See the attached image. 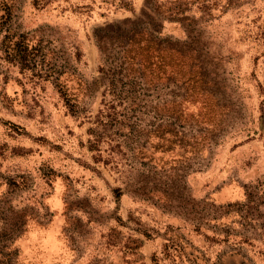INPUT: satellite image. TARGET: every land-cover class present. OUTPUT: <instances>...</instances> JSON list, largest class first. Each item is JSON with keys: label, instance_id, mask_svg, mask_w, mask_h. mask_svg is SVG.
<instances>
[{"label": "rangeland", "instance_id": "1", "mask_svg": "<svg viewBox=\"0 0 264 264\" xmlns=\"http://www.w3.org/2000/svg\"><path fill=\"white\" fill-rule=\"evenodd\" d=\"M141 28L174 58L114 121ZM0 264H264V0H0Z\"/></svg>", "mask_w": 264, "mask_h": 264}, {"label": "trees", "instance_id": "2", "mask_svg": "<svg viewBox=\"0 0 264 264\" xmlns=\"http://www.w3.org/2000/svg\"><path fill=\"white\" fill-rule=\"evenodd\" d=\"M105 37L108 41L119 39V36L115 37L114 35ZM123 39L125 43L122 44L124 48L120 51L117 58L118 67L109 66L107 71L104 68L101 69L102 72L106 71L109 82V88L104 94V105L107 109L115 111L112 116L106 115V117H111L112 120L117 121L119 113L116 112V109L123 108L127 113L122 116L127 118V120H130L133 116L137 121H142L141 114L145 112L141 109L142 107L139 108L138 102H143L147 95L141 90L127 91L119 89L118 85H122V87L129 86L135 84L139 79L147 81L149 77L162 81L167 73L166 69L168 70L171 67L168 60L170 59L171 61L174 58V54L162 47L161 43L157 41L155 34L142 28L130 30L128 34L124 35ZM196 59V57L193 59L191 54H183L180 61L181 70L178 71V74L182 76V79H187L186 82L188 84L194 85L195 92L199 89L200 98L196 94L197 99L208 105V96L204 88L206 83L199 78L204 67ZM113 63L114 61L109 62L111 65ZM191 68H195L194 72H192ZM161 70L163 71L161 72ZM135 74H139V76H134Z\"/></svg>", "mask_w": 264, "mask_h": 264}]
</instances>
